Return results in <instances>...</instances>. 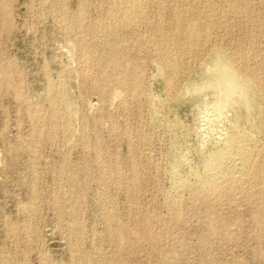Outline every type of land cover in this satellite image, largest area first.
I'll use <instances>...</instances> for the list:
<instances>
[{"label": "rangeland", "instance_id": "rangeland-1", "mask_svg": "<svg viewBox=\"0 0 264 264\" xmlns=\"http://www.w3.org/2000/svg\"><path fill=\"white\" fill-rule=\"evenodd\" d=\"M137 2L0 0V264H264V0Z\"/></svg>", "mask_w": 264, "mask_h": 264}, {"label": "bare ground", "instance_id": "bare-ground-1", "mask_svg": "<svg viewBox=\"0 0 264 264\" xmlns=\"http://www.w3.org/2000/svg\"><path fill=\"white\" fill-rule=\"evenodd\" d=\"M129 5H132V7H134V8L139 6L137 0H130ZM129 5L127 4V6H129ZM227 63L228 62H226L225 64L218 62V63L214 64L215 88H217L216 91L219 93V97H217L212 102V108L217 115H218V112H220L219 108L221 106H224L227 103V101H228L227 99H228V96L230 94H232L236 89H238V90L240 89L243 96L246 97L247 89L251 85V84L249 85V83H251V82H248V80H243L246 77L245 78L243 77V79L240 78L241 75L239 77H237L233 71L234 69L233 70L231 69L232 66L229 67L230 65H228ZM62 93L64 94V91H62ZM62 93H61V96H64V95H62ZM202 124H204L203 127L206 128L205 122H202ZM206 129H210V128H206ZM213 138H215V137H213ZM250 138H251V136H250ZM218 139L222 142V147L212 149V150L210 149V151L207 153V156H206V162H207L208 166L210 167V172H209V174L207 173L208 176H206L209 181H214L216 179V177H219V174H217V173L218 172L222 173V171H225L226 169H229V171H232L233 172L232 174L241 173L243 171V168L245 167V165H247L246 161L247 160L250 161L248 158L249 150H250V149L248 150L249 135L247 133H244V131L242 133H239V132L232 133V132H228V131L227 132L219 131ZM251 144H253V143H251ZM211 146H212V144H211ZM232 151H234V153L237 155L236 157L238 158V160H235V158H234L233 162L231 164H228L226 159H228L229 154L232 153ZM231 161H232V159H231ZM228 162H230V161H228ZM250 165L248 164V166H250ZM248 166H246V168H248ZM244 171L247 172L248 170L246 171V169H245ZM224 173H226V172H224ZM245 174L246 173H244V175ZM200 180H202V179H200ZM199 183L201 184V181H199ZM212 183H214V182H212ZM194 185H196V184H194ZM192 188H193V186H192Z\"/></svg>", "mask_w": 264, "mask_h": 264}]
</instances>
